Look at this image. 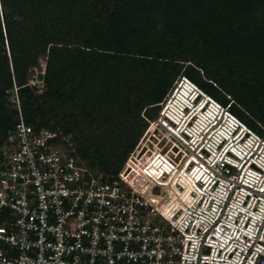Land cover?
I'll list each match as a JSON object with an SVG mask.
<instances>
[{"label":"built area","instance_id":"built-area-1","mask_svg":"<svg viewBox=\"0 0 264 264\" xmlns=\"http://www.w3.org/2000/svg\"><path fill=\"white\" fill-rule=\"evenodd\" d=\"M232 107L186 74L174 80L159 118L181 179L135 168L141 148L150 146L148 131L110 177L81 158L70 134L19 122L0 153V181L9 182L6 195L23 223L0 213L18 241L0 248V264H108L112 251L121 258L148 255L154 241L172 246L171 264L177 255L184 257L179 264H264V193L258 191L264 188V133ZM45 133L50 140L38 143ZM129 165L135 171L125 179ZM203 250L206 260L199 259ZM156 255L163 256L159 249Z\"/></svg>","mask_w":264,"mask_h":264},{"label":"trees","instance_id":"trees-1","mask_svg":"<svg viewBox=\"0 0 264 264\" xmlns=\"http://www.w3.org/2000/svg\"><path fill=\"white\" fill-rule=\"evenodd\" d=\"M56 1L60 8L66 6L73 11L84 7L93 13L98 4L107 2L109 19L105 24L97 23L85 10L78 20H71L63 10L56 13ZM0 3L5 8L0 36L8 39L16 69L21 68L22 58L30 65L39 54L48 53L46 92L36 96L41 102L29 109V120L25 121L36 127L47 128L50 121L56 120L53 127L56 128L61 122L60 112L66 118L65 107L75 100L85 102L86 118L99 122L96 113L101 112L97 107L100 96L92 86L98 82L105 90L113 87L105 95L109 106L118 105L115 112L118 116L139 117L141 108L160 102L166 90L162 86L158 94L141 95V99L137 95L132 98L133 92L149 85V80L153 82L155 77L160 79L159 71L177 69L175 60L183 56L186 47H193L190 42L195 34L197 49L216 41L223 49L222 58L242 60L249 72L260 75L255 82L259 94L264 96V0H0ZM152 18L156 21L152 22ZM168 47L174 52L162 51ZM197 58L203 64L202 54ZM231 67L228 65L229 73L233 74ZM165 78L168 80L171 75ZM214 78L222 88L233 90L227 76L219 70ZM16 82L25 98L23 106H34L31 100L34 96L27 95L31 87L25 85V77H17ZM56 101L60 108L54 106ZM1 106L0 103V109ZM252 111L262 115L260 109ZM34 114L40 116V122L35 123ZM18 124L6 126L5 133L10 135ZM131 141L130 135L124 133L120 144L124 155L117 156L121 164L135 147L136 140ZM90 150L77 147L81 158L94 169L98 163L91 158Z\"/></svg>","mask_w":264,"mask_h":264},{"label":"rangeland","instance_id":"rangeland-1","mask_svg":"<svg viewBox=\"0 0 264 264\" xmlns=\"http://www.w3.org/2000/svg\"><path fill=\"white\" fill-rule=\"evenodd\" d=\"M58 4L57 1L54 3V5L57 6L56 13L60 14L63 10L64 14L67 13L69 15L68 18H71V20H78L85 10H88L90 15L92 14L94 21L97 23L105 24L107 19H109L107 9L105 8L107 2L104 1L102 4L100 3L97 5L96 9H94V13L84 7H79L70 11L66 6L60 8ZM48 6L51 7L52 4ZM4 11L5 8L0 3L1 23H4ZM151 21L155 22L156 18H152ZM155 39L160 40V36H156ZM196 40L197 34L194 35V38L190 42L193 47H186L183 56L175 60L178 65L177 69L173 70L169 68L165 70L166 72L159 71L158 74L160 79L155 77L153 78V82L149 80V85H145L142 87L143 89L133 92L132 98L136 95V98L141 99V95L158 94L162 86L165 87L167 93L174 80L186 74L221 102L229 103L232 101V108L237 112V115L252 128L263 134L264 96L259 94L255 82L259 79L258 77H260V75H254L249 72L250 70L245 66L242 60L237 61V59H232V57L230 59L222 58V53L224 52L222 48L218 47V42L211 41L208 46L200 45L197 49V46L195 47ZM70 41H74V38H70ZM156 42L159 43L158 41ZM170 49L171 48L168 47L164 48L162 51L170 54L171 51H173ZM198 54H202L204 59L203 64L198 62ZM31 59L34 60V58ZM26 62L27 60L22 58L23 64L21 68L16 69L13 63V56L8 46V39L7 37L2 38L0 36V103L2 105L0 109V153L9 137L4 131L5 127L8 125L14 127L22 120L28 121L31 113L29 109H34L36 105L41 102L36 100V96L39 97L46 92L47 86L45 76L48 53L39 54L37 58H35V62L30 65H26ZM237 63L239 66L236 65ZM228 65H232L231 69L234 71L233 74L229 73L231 71ZM217 70H219L222 75L227 76L229 87H232V91L222 88L220 82L214 78L215 71ZM21 75L25 77V85H30L29 87H31V91H29L27 95L34 96L31 100L35 102V105L32 107L23 106V100L25 98L22 97L23 93L19 90L20 86H18V82H16V78ZM165 75H171V78L167 80ZM92 86L96 89V94L98 93L100 96L97 107L101 109V112L96 113V116L100 118L99 122H92L91 119L86 118L84 114L85 102L75 100V103L72 102L65 107L67 109L66 118H62L64 114L60 112V124L56 128H53L56 120L50 121L47 129L52 134H57L58 136L66 135L64 129L71 130L69 134L73 138L76 148L78 145H81L82 149L86 151L90 147L91 158L98 163V166L95 165L96 167H94V170L98 174L104 173L105 176L109 175L110 177L116 176L124 168L125 163L128 161L134 149L133 148L128 155H126L127 157L123 164L118 162L117 156H119V154L121 156L124 155V147H120L122 139L124 138V133L127 132L130 135L132 140L131 143L136 140L137 144L148 131L145 138L150 142L152 150L149 155H144L143 158L140 159V163H137L135 168L141 170V173H144L146 176H149V172L155 175L166 173L169 175L168 179H181L179 173L176 172V163H174L178 162V159H176L177 156H175V152L171 149L170 143L165 139L166 134L152 125V121L155 120L152 117L157 115L155 109H160V102L163 100L166 93L157 104L143 106L139 112V117L132 119L118 116L115 113L118 105L109 106L110 101L105 93L107 90L112 92L113 87L110 86L111 88L108 87L109 89L105 90L103 84L100 82ZM54 106L60 108L59 102H54ZM145 108H150L152 111V115L148 117V121L151 123L152 127L148 129L145 128V121L141 115ZM259 109L262 114L261 116L254 114L252 111H258ZM146 114L147 113H145V115ZM34 121L35 123L40 122V116L34 114ZM98 149H101V151L99 152ZM190 176H192V174H190Z\"/></svg>","mask_w":264,"mask_h":264},{"label":"snow or ice","instance_id":"snow-or-ice-1","mask_svg":"<svg viewBox=\"0 0 264 264\" xmlns=\"http://www.w3.org/2000/svg\"><path fill=\"white\" fill-rule=\"evenodd\" d=\"M155 111L157 115L153 116L152 118L156 120V124L158 126L166 128V125L159 118L161 110L159 108H156ZM145 113L147 114L145 115ZM141 115L145 121V128L148 129L152 127L151 123L148 121V117L152 115L151 109L145 108L143 112L141 113ZM28 131L31 132L32 130L28 129ZM43 140H50V137L48 136L47 133L43 135V139L41 141H38V143L42 144ZM151 150H152L151 146H145L141 148V158H143L144 155H149ZM177 154L178 155L180 154L179 149H177ZM20 159L21 157L17 156V160H20ZM185 163H187V161H185ZM134 171L135 170L131 167V165H129L128 168L124 169L122 176H124L125 179H127V177L131 176ZM32 174L34 175L35 173L33 172ZM148 175L151 176L153 175V173L149 172ZM20 178L22 179L23 177H20ZM14 182H15V178H13L12 183ZM36 183L37 185H39L40 181H37ZM9 187H10V184L7 180L0 181V213H3L5 211L10 212L12 215V218L16 221V224L20 225L23 223V221L20 220L19 216L17 215L19 210L16 208V204L11 203L8 199V196L6 195V192L9 189ZM30 191L31 189H29V192ZM156 191L157 192L160 191L159 183L157 184ZM258 191L264 193V188H260ZM63 195L68 196L69 192L64 191ZM76 198L79 199V197H76ZM41 207H43V205ZM168 219L171 220V217H168ZM70 230L73 232L74 235L78 234L79 232V229H70ZM213 231H215V229H213ZM125 234L128 235V239L130 241L139 240V237L132 236L131 234H128V233H125ZM113 239H116V237H114ZM169 239H171V237H169ZM189 239L191 238L189 237ZM260 239L264 240V235H262ZM16 243H18V241L16 239V236L13 234L12 228L10 227L7 220L2 215H0V248H3L5 246L11 247L12 245ZM139 247H140L139 244L135 245L133 248V251H136ZM171 247L172 246L168 244L167 242L161 243V242L154 241L152 245V249L148 253V255H140L137 257H133L131 254H129L121 258L119 252L112 251L110 256L107 258V260H108V264H117V262H119V264H146L148 256H151V257H154V259L152 260V264H159V262L162 259H163V264H171V260L167 256V253L171 251ZM156 249H159L160 252L163 254V256L156 255ZM205 251L206 250H203L199 253L200 260H206L208 258L205 255ZM262 253H264V250H262ZM3 255H4L3 251H0V259L3 258ZM183 259L184 257L177 255V264H179V262L182 261Z\"/></svg>","mask_w":264,"mask_h":264},{"label":"bare ground","instance_id":"bare-ground-1","mask_svg":"<svg viewBox=\"0 0 264 264\" xmlns=\"http://www.w3.org/2000/svg\"><path fill=\"white\" fill-rule=\"evenodd\" d=\"M157 124H156V122H153V126L154 127H156V128H158V129H160L162 132H164L165 133V131L161 128V127H159V126H156ZM166 136H168V135H166ZM169 137V136H168Z\"/></svg>","mask_w":264,"mask_h":264}]
</instances>
